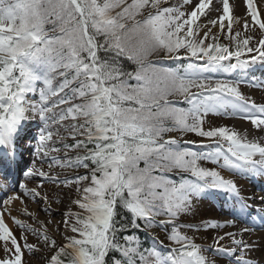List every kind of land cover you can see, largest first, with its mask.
Masks as SVG:
<instances>
[{
  "label": "snow or ice",
  "instance_id": "6c2138e0",
  "mask_svg": "<svg viewBox=\"0 0 264 264\" xmlns=\"http://www.w3.org/2000/svg\"><path fill=\"white\" fill-rule=\"evenodd\" d=\"M244 3L0 0V264H264V194L239 182L264 178V102L242 91L264 3ZM210 195L226 211L197 220Z\"/></svg>",
  "mask_w": 264,
  "mask_h": 264
},
{
  "label": "rangeland",
  "instance_id": "374dc122",
  "mask_svg": "<svg viewBox=\"0 0 264 264\" xmlns=\"http://www.w3.org/2000/svg\"><path fill=\"white\" fill-rule=\"evenodd\" d=\"M262 18H264V16H262ZM234 28H236V26L234 25ZM213 31H216V29H213ZM221 42H225L223 37L221 36ZM250 84H247V85H242V90L245 89L248 91V94H246L247 96H252V94L255 92L253 89H250ZM211 120L214 124H228V122L230 120H233V119H228V118H217V117H211ZM234 121H239V122H242L244 123L245 125H249V123L247 121H242L240 119H234ZM29 125H33L39 132H40V128H41V125L39 124V122L37 121H30L28 123ZM229 125V124H228ZM47 168V165H45V169ZM226 174V173H225ZM244 177H248V176H244ZM239 182H240V186L242 185V192H243V195L245 196H248V197H258L260 192L258 190H254V191H251L250 189L252 188L250 185V181H246V182H243L241 181V177H239ZM249 186V187H247ZM54 209H55V206H53ZM221 207H217V204L215 202L212 201V196H208L205 200L204 203L200 204L199 205V209H198V215L196 217L197 220L200 219V215L199 213H207L209 216H219L220 214H222L224 211L226 210H222L220 209ZM56 211V216H55V219L57 221H59L60 219V215H59V210L58 209H55ZM15 215V213H14ZM23 218V217H21ZM12 223V227H14L15 225L13 224V222L11 221ZM14 232L16 233L17 237L19 238V236L21 235V230L18 229L16 226L14 227ZM30 242H31V239H30ZM197 242H201L200 240H198ZM258 254V257H261V255H264V248H260L257 252ZM4 253L3 251H0V257H3ZM25 259L26 260H33V256L32 254L30 253H25Z\"/></svg>",
  "mask_w": 264,
  "mask_h": 264
},
{
  "label": "bare ground",
  "instance_id": "6f19581e",
  "mask_svg": "<svg viewBox=\"0 0 264 264\" xmlns=\"http://www.w3.org/2000/svg\"><path fill=\"white\" fill-rule=\"evenodd\" d=\"M257 2L258 3H264V0H257ZM235 5H236L235 10H234L235 16H243L245 14V3H244V0H235ZM254 73H256V70H255ZM242 91L245 94H248V91L247 90L243 89ZM251 98L254 99V100H256L258 103L264 102V89L261 90L260 93H253L252 96H251ZM228 124L231 125V126H235L238 129H247L249 127L248 125H245L242 122L234 121V120H230L228 122ZM248 180H250V177L248 178ZM252 185H253V188H255L254 185L256 187H258L259 186V183L256 180H253ZM262 188L264 189V186H262ZM262 194H264V192H261V195ZM7 222L9 223V226L12 228L11 220H8ZM254 239L259 240L260 239V236L257 235V236L254 237ZM257 252H255V254H258ZM259 259L260 258H257V260H259Z\"/></svg>",
  "mask_w": 264,
  "mask_h": 264
},
{
  "label": "trees",
  "instance_id": "16d2710c",
  "mask_svg": "<svg viewBox=\"0 0 264 264\" xmlns=\"http://www.w3.org/2000/svg\"><path fill=\"white\" fill-rule=\"evenodd\" d=\"M69 143H71V141H69ZM144 239L147 241V243H151V239H150V236H145Z\"/></svg>",
  "mask_w": 264,
  "mask_h": 264
}]
</instances>
